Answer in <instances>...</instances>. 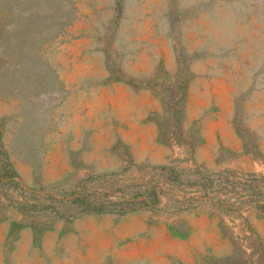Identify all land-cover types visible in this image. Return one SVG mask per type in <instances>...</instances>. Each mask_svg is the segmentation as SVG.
I'll use <instances>...</instances> for the list:
<instances>
[{"label": "rangeland", "instance_id": "rangeland-1", "mask_svg": "<svg viewBox=\"0 0 264 264\" xmlns=\"http://www.w3.org/2000/svg\"><path fill=\"white\" fill-rule=\"evenodd\" d=\"M253 194L264 0H0V264H264Z\"/></svg>", "mask_w": 264, "mask_h": 264}, {"label": "trees", "instance_id": "trees-1", "mask_svg": "<svg viewBox=\"0 0 264 264\" xmlns=\"http://www.w3.org/2000/svg\"><path fill=\"white\" fill-rule=\"evenodd\" d=\"M182 87L184 88V90L186 89L185 88L186 85H182ZM183 102H184V98L178 102V105L175 106V108L178 107L179 110L173 113V117L175 115L176 122H178L179 125H181L183 121ZM165 106H167L166 103ZM165 141L169 142L167 140ZM178 142L180 143L182 141H178ZM176 181L179 182L180 180L178 179ZM153 193L156 196L158 195V191L156 189L153 190ZM107 197H108L107 195H104L102 193L95 194V193H88L85 191L84 192L76 191L74 193H71V195L68 198H64V199L54 198L51 196L52 200L55 203L66 204L69 207L67 211L63 213V215H60L59 211H56L55 213L58 216L68 217L71 215H66V214L69 213L73 214L72 210H74L76 211V214H74L73 218L87 213L112 212L118 209L121 215H126L128 213H132L140 210L141 208L146 206L147 202L150 200V198H152L151 194L147 192L137 193L136 195L131 196L129 198H127L126 195L123 194V201H120L118 203H113ZM244 202L259 205L260 209L264 211V195L253 194L250 197H248Z\"/></svg>", "mask_w": 264, "mask_h": 264}]
</instances>
